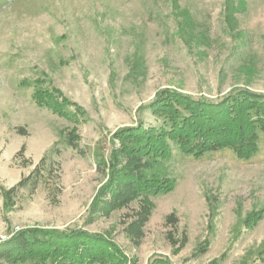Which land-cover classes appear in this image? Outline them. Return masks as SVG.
<instances>
[{"label": "rangeland", "instance_id": "rangeland-1", "mask_svg": "<svg viewBox=\"0 0 264 264\" xmlns=\"http://www.w3.org/2000/svg\"><path fill=\"white\" fill-rule=\"evenodd\" d=\"M37 79L82 112L37 104ZM163 88L264 94V0H0V187L16 186L8 209L0 192V236L79 228L113 240L127 264H264L263 145L247 160L173 149L142 171L175 181L148 212L140 197L93 205L114 131L156 125L145 105Z\"/></svg>", "mask_w": 264, "mask_h": 264}, {"label": "trees", "instance_id": "trees-1", "mask_svg": "<svg viewBox=\"0 0 264 264\" xmlns=\"http://www.w3.org/2000/svg\"><path fill=\"white\" fill-rule=\"evenodd\" d=\"M37 79L32 97L51 111L75 117L67 109L68 100L55 88H46ZM157 121L145 125L119 128L113 137L119 148L110 152L108 179L98 188L93 205L110 210L132 198L140 197L145 212L150 209V196L171 191L175 181L146 177L142 173L159 159L171 157L173 149L182 155L200 158L223 149L231 150L239 159H250L263 145L264 94L238 88L218 100L193 97L171 88L158 90L145 105ZM71 115V117H70ZM127 163L119 166V156ZM22 181L19 182L21 184ZM16 186L0 187L3 207L8 209ZM92 205V208H93ZM252 216V215H251ZM254 218H248L249 225ZM259 217V216H258ZM1 264H127L130 260L107 236L83 229L31 227L13 233L0 243ZM218 258L207 264H216ZM147 264H171L167 257H154Z\"/></svg>", "mask_w": 264, "mask_h": 264}, {"label": "built area", "instance_id": "built-area-1", "mask_svg": "<svg viewBox=\"0 0 264 264\" xmlns=\"http://www.w3.org/2000/svg\"><path fill=\"white\" fill-rule=\"evenodd\" d=\"M17 229H18V228H15V231H16ZM9 235H11V234H9ZM9 235H8V236H7V235H2V236H0V238H1V239H5V238H8Z\"/></svg>", "mask_w": 264, "mask_h": 264}]
</instances>
